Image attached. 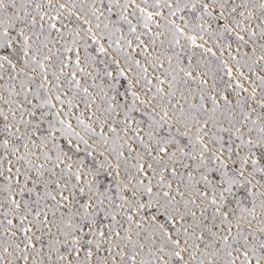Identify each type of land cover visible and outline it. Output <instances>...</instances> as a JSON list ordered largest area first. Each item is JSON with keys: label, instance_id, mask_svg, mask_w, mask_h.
<instances>
[{"label": "snow or ice", "instance_id": "snow-or-ice-1", "mask_svg": "<svg viewBox=\"0 0 264 264\" xmlns=\"http://www.w3.org/2000/svg\"><path fill=\"white\" fill-rule=\"evenodd\" d=\"M0 264H264V0H0Z\"/></svg>", "mask_w": 264, "mask_h": 264}]
</instances>
